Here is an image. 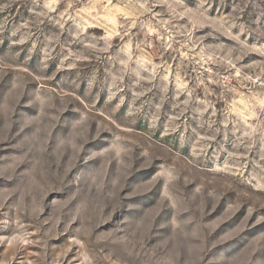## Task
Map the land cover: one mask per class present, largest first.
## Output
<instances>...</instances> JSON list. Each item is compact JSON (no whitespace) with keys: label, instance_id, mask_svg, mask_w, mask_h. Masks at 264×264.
Listing matches in <instances>:
<instances>
[{"label":"rangeland","instance_id":"rangeland-1","mask_svg":"<svg viewBox=\"0 0 264 264\" xmlns=\"http://www.w3.org/2000/svg\"><path fill=\"white\" fill-rule=\"evenodd\" d=\"M0 264H264V0H0Z\"/></svg>","mask_w":264,"mask_h":264}]
</instances>
